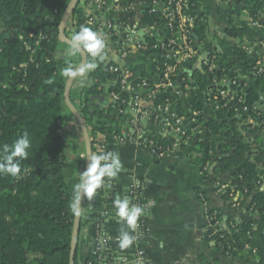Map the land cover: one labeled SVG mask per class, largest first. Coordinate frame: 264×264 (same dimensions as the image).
Returning a JSON list of instances; mask_svg holds the SVG:
<instances>
[{
	"label": "trees",
	"instance_id": "obj_1",
	"mask_svg": "<svg viewBox=\"0 0 264 264\" xmlns=\"http://www.w3.org/2000/svg\"><path fill=\"white\" fill-rule=\"evenodd\" d=\"M71 2L72 0H0V153L3 152L5 145L13 144L25 133L31 141L28 158L20 161L22 169L20 177L0 175V264L71 262L76 216L71 213L69 207L73 193L65 173L67 150L62 134V121L67 106L65 94L68 77L61 74V62L55 58L59 46L62 43L67 45L61 41L60 25ZM192 4L196 7L197 0H192L184 10L192 9ZM246 4L251 9L252 19H257L260 12L264 13V0H247ZM221 13L228 18L230 35L247 29L246 22L239 24L225 11ZM78 17L79 19L86 17L81 0L72 13L67 27ZM197 31L201 32L198 29ZM41 34L44 39H40ZM223 44L228 54L235 57L237 62L241 61L253 73L254 84L246 90L243 102L239 103L237 99L244 84L241 83V79H235L236 99L221 110L217 118L204 121L200 141L203 151L201 162L204 165L217 162L221 172L234 171L232 186L235 192L232 194V188H229L226 196L231 195L233 198L237 193L246 192L247 199L244 200V204L248 203L249 207L253 206L264 216V190H261L264 185V138L258 135L253 141H249L245 132L248 126L241 129L239 127L248 117L264 123V109L257 108V103L264 96V70L258 74L260 62L258 54L245 52L227 42ZM91 58L88 54V62ZM236 61L232 63L222 61L213 74L205 70L197 79L204 85L203 87L211 85L214 77H222L224 69L237 64ZM156 65L163 70L162 61ZM146 70L145 65H136L134 69L136 76L133 80L136 83H150L151 78L146 75ZM158 73L159 81H163L161 72ZM182 75L178 72L173 76V80L183 89ZM218 89L229 87L220 86ZM103 92L96 88L91 90V94L97 96ZM168 98L178 101L175 105L176 110L184 117L186 130L191 132L198 125L197 116L192 113L199 107L194 95L190 93L189 98L185 100L181 99V96H175L171 90H165L156 100V104ZM92 107L101 112L89 99L85 107L79 108L89 129L92 155L100 154L96 148L100 135H105L109 148L116 150L110 132L111 127L98 126L88 120ZM124 108L121 102L113 103L110 112H120ZM227 117L230 121L226 119ZM193 119L196 122H193ZM200 120L202 121L199 118L198 121ZM251 133H258V129ZM151 137L158 146L167 147L171 143L157 133L151 134ZM104 181L109 183L106 188L108 199L95 194L90 200L93 204V214L89 222L94 228L105 222L103 213L109 199L117 197L131 199L136 194L132 189L121 187L116 177H105ZM210 215L214 216V210ZM216 217L221 221L225 218L222 215ZM228 221L230 226L228 230L222 228L218 236L211 237L216 241L218 250L223 254L228 253L237 257L248 244L252 248L258 247L259 255L263 256L264 236L262 242L254 238L256 232L253 223L249 220L234 221L235 227H232L230 219ZM211 234L212 231L208 230L207 235ZM94 250L86 264L99 262L100 256L94 253ZM110 261L114 262L111 259ZM74 264H79L77 250Z\"/></svg>",
	"mask_w": 264,
	"mask_h": 264
},
{
	"label": "crops",
	"instance_id": "obj_2",
	"mask_svg": "<svg viewBox=\"0 0 264 264\" xmlns=\"http://www.w3.org/2000/svg\"><path fill=\"white\" fill-rule=\"evenodd\" d=\"M84 2L86 0H81L82 7ZM140 2L141 0H121L120 4L123 7L129 4L133 7L134 14L130 18L139 23L141 27L139 33L143 32L144 34L145 42L143 43L148 50L147 54H149V46L164 39V29L154 18L146 17ZM246 2L247 0L243 2L239 0H197L196 7L186 10L188 13H193L195 19L193 33H196L195 45L199 52L193 61L184 63L181 60L179 64V72L183 74V82L188 86L181 99H188L192 93L197 104H199L197 111L192 112L197 116L198 125L192 131L190 144L185 146L171 142L168 145L170 150L166 157L160 160L153 156L149 148L138 142H125L118 146L117 153H119L123 167L116 176L117 183L128 189L135 182H142L145 185L143 196L154 202L149 214L150 234L144 244L145 252L152 264H264V254L263 256L259 255L260 249L258 247L252 248L247 244L237 257L228 256L218 250L216 241L211 239L213 236L207 235L209 230L208 216L214 210V215L225 217L223 221L219 220L222 223V228L226 230L230 227L228 219H230L232 227H235L234 221H251L256 232L254 238L261 241L262 236H264V216L258 209L253 206L249 207L248 203L244 204V200L247 199L246 192L237 193L233 198L231 195V198L226 196V191L229 188H232V194L235 192L234 186H232L234 171L221 172L217 162L212 165L210 163L204 165L201 162L203 151L200 141L204 121L206 122L209 118H217L219 112L225 108L217 109L208 103L211 90L223 86L214 84V80L226 78L236 81L235 79H241L244 86L241 89L240 97L237 99L239 103L243 102L246 90L254 84L253 73L241 61L237 62L235 57L228 54L223 42L236 46L245 52L258 54L260 56L258 68L260 64L264 65V13L260 12L257 19H252L251 9ZM221 11H225L239 24L246 22L247 29L233 36L230 35L228 33L230 29L228 18ZM128 16L127 13L115 10L106 15L107 19L115 24L117 33L120 32L123 23L129 20ZM149 18L151 20H148ZM240 28L242 27L240 26ZM197 29L201 32H198ZM65 33L67 34V32ZM67 37L69 36L67 35ZM105 39L104 59L101 61L98 58H91L87 65L96 63L97 67L94 70H86L83 75L78 76L73 81L69 90V98L78 111L80 107H85L88 99L91 100V104L98 106L101 112H97L95 107H92L88 120L98 126L106 125L113 128L122 125L119 112H110L113 101L105 92V86H107L110 78H113L108 70L109 64L126 66L131 70L133 76H136L134 73L136 65H145L146 75L151 78V88L149 91L146 90L142 96L140 102L142 108H152L156 104L158 97L154 99L151 95H153L155 86L162 84V81L158 79L159 67L152 57L147 55L142 60L133 57L121 62L119 44L123 39L122 35L114 34L105 37ZM141 40L143 41L142 38ZM58 49L68 50L67 55L60 59L55 53L56 60L61 62L60 70L65 67L77 68L82 62V53H77L81 58L80 63L72 58L70 45L62 43ZM212 53L217 54L219 63L236 61L237 64L225 68L222 77H214L211 85L203 87L204 85L199 82L197 76L205 72L203 63ZM92 88L104 92L98 96L93 95L91 94ZM260 100L261 109L258 107L259 102L257 108L263 110L264 96ZM246 111L245 108L244 112ZM199 118L202 121H198ZM226 119L230 121V118L227 117ZM142 125L149 134L158 133L153 117L148 116L143 120ZM244 126H248L245 132L249 141H253L258 135L264 138V123L248 117L240 123L239 127L241 129ZM254 129H258V133H251ZM129 132L136 135V132L132 130ZM62 134L67 150L65 173L73 193V186L80 182L81 172L87 169L88 151L83 130L68 106L64 111ZM214 164L217 166L211 171ZM261 190H264V185ZM115 199H109L107 202L108 215L105 217L102 231L108 240V245L103 247L97 264H132L136 240L127 249L122 250L118 246L117 237L120 229L126 225L116 216ZM81 209V228L77 245L78 262L79 264H86L95 246L94 227L89 222V218L93 214L92 202L86 198L83 199ZM133 235L137 237L136 233ZM262 245L264 250L263 242ZM110 259L114 262H111Z\"/></svg>",
	"mask_w": 264,
	"mask_h": 264
},
{
	"label": "built area",
	"instance_id": "obj_3",
	"mask_svg": "<svg viewBox=\"0 0 264 264\" xmlns=\"http://www.w3.org/2000/svg\"><path fill=\"white\" fill-rule=\"evenodd\" d=\"M192 0H141V6L144 9L146 17H152L157 23L164 22L161 27L164 29V39L159 40L151 44L149 47L150 53L146 49L145 44L139 36L141 27L135 19H131L130 16L134 14L133 7L121 6V0H86L83 3V7L86 10V17L84 19L76 18L70 26L65 28L70 38L77 33L82 25L91 27L94 31L100 32L104 35V38L111 35H122L123 39L119 46V56L121 62H125L133 57L139 60L144 59L147 55L152 57L155 63L162 61L164 63L163 70H160L162 74V84L155 86L154 92L151 95L152 98H157L164 94L165 90H171L177 97L182 96L183 92L188 88L184 84V88L180 87L173 80V76L179 72L180 61L184 63L193 61L195 57L199 55L193 39L194 23L195 19L193 13H188L184 10L185 6H189ZM194 8V4L191 5ZM121 11L127 13L129 20L123 23L120 32L115 31V24H113L106 15L112 11ZM70 21V20H69ZM68 21V23H69ZM67 23V24H68ZM160 27V28H161ZM108 35V36H107ZM40 39L44 37L40 36ZM106 41V39H105ZM151 54V55H150ZM88 56V53H87ZM219 59L216 53H212L211 56L204 61L203 67L209 73H214L218 68ZM108 70L113 78H110L107 86H105V92L113 101V103L121 102L125 108L119 112V119L121 125L119 127H113L110 129L112 137L116 144V150L121 143L125 142H138L150 149L153 156L157 159H163L166 157L170 150V147L158 146L143 127L142 122L148 116L154 118L158 128L159 135L168 142H176L177 144L188 146L191 142V132L186 130V122L183 116H181L176 110V102L171 99H166L164 102L154 104L152 108L140 107L142 96L144 92L151 88L149 82L136 83L133 80L134 76L130 69L126 66L117 64H109ZM264 65L260 64L258 68V74L262 73ZM216 78V77H215ZM133 80V81H132ZM214 84H221L229 87V89H216L211 90L208 97V103L210 106L220 109L221 107H227L235 99V90L237 82L231 79H215ZM215 93V94H214ZM247 110V108H246ZM193 122H196L193 119ZM118 128V130H117ZM136 132V135H132L129 131ZM107 138L105 135H100L96 143L97 150L102 152H116V150L110 149ZM108 182L104 184L96 191V194H100L104 198H107L106 188ZM145 185L142 182H135L129 189L132 192H136L134 196L129 199L132 203L141 206L145 209V213L140 217L138 226L136 229L137 239L135 243V251L132 257V264H152L148 258L144 244L150 234L149 227V214L153 208L154 202L146 199L143 196V190ZM108 215V210L105 209L103 217ZM103 223L98 224L94 228L95 232V246L93 247L94 253L101 256L103 247L108 245V240L103 235L102 231ZM208 228L212 231V236H218L222 231L221 221L214 215L208 216ZM229 256V254L227 253Z\"/></svg>",
	"mask_w": 264,
	"mask_h": 264
},
{
	"label": "clouds",
	"instance_id": "obj_4",
	"mask_svg": "<svg viewBox=\"0 0 264 264\" xmlns=\"http://www.w3.org/2000/svg\"><path fill=\"white\" fill-rule=\"evenodd\" d=\"M106 41L104 35L94 31L91 27L82 25L77 33L71 38L70 52L72 55L86 52L93 58L104 59ZM96 63H89L85 68L65 67L61 74L68 78L81 76L86 70H94ZM31 141L27 133L14 141L11 145H5L0 153V175H10L19 178L21 175L20 161L28 158V149ZM19 158V159H17ZM90 163L85 171L80 174V182L73 186V199L70 204L71 213L79 217L82 214L81 202L83 199L91 200L96 191L104 184V178H115L123 165L119 153L102 152L91 155ZM116 216L126 227L120 229L117 237L118 246L123 250L133 245L137 237L138 221L145 213V209L132 203L127 197H117L114 201Z\"/></svg>",
	"mask_w": 264,
	"mask_h": 264
},
{
	"label": "water",
	"instance_id": "obj_5",
	"mask_svg": "<svg viewBox=\"0 0 264 264\" xmlns=\"http://www.w3.org/2000/svg\"><path fill=\"white\" fill-rule=\"evenodd\" d=\"M80 0H72L67 12L65 13L61 25H60V38L62 42H65L68 45H71V39L69 37H67V35L65 34V28L66 25L68 23V21L71 18L72 13L74 12L75 8L77 7L78 3ZM142 39L143 42H145L144 39V34L143 32L140 33L139 35ZM83 54V58H82V62L80 63V65L77 68H85L87 63H88V56L86 52H82ZM78 76L74 77V78H69L67 83H66V94H65V100H66V104L67 106L72 110L73 114L75 115L76 119L78 120L83 133L85 135V140H86V144H87V151H88V158L92 155L91 152V140H90V133L89 130L81 116V114L79 113V111L73 106V104L70 101L69 98V90L71 87V84L73 83V81L77 78ZM261 101V100H260ZM258 107L261 109V102L258 103ZM90 163V160L88 159V164ZM87 164V167H88ZM216 164H214L211 168V171H213L216 168ZM82 203V202H81ZM226 226V224H225ZM80 228H81V215L79 217H75V222H74V233H73V240H72V246H71V262L70 264H74V257H75V253L77 250V245H78V240H79V235H80Z\"/></svg>",
	"mask_w": 264,
	"mask_h": 264
},
{
	"label": "rangeland",
	"instance_id": "obj_6",
	"mask_svg": "<svg viewBox=\"0 0 264 264\" xmlns=\"http://www.w3.org/2000/svg\"><path fill=\"white\" fill-rule=\"evenodd\" d=\"M66 49H64V50H62V49H58V51L56 52V56H57V58H61L62 56H64V55H67V53H68V50L67 51H65ZM63 51V52H62ZM72 58L74 59H76L77 61H78V63H80V56H78L77 54H75V55H72ZM69 79V78H68Z\"/></svg>",
	"mask_w": 264,
	"mask_h": 264
}]
</instances>
